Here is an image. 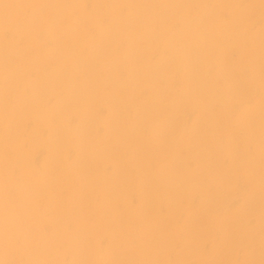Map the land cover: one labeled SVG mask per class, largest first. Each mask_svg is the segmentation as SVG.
<instances>
[{
    "label": "rangeland",
    "instance_id": "1",
    "mask_svg": "<svg viewBox=\"0 0 264 264\" xmlns=\"http://www.w3.org/2000/svg\"><path fill=\"white\" fill-rule=\"evenodd\" d=\"M0 264H264V0H0Z\"/></svg>",
    "mask_w": 264,
    "mask_h": 264
}]
</instances>
